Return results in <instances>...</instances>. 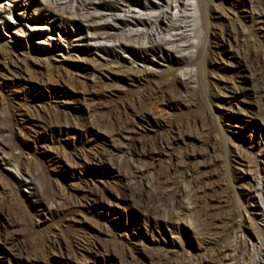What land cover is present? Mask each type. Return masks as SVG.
Masks as SVG:
<instances>
[{
  "label": "rangeland",
  "instance_id": "obj_1",
  "mask_svg": "<svg viewBox=\"0 0 264 264\" xmlns=\"http://www.w3.org/2000/svg\"><path fill=\"white\" fill-rule=\"evenodd\" d=\"M192 1L184 61L128 62L110 42L91 53L48 0H0V264L176 263L237 236L253 245L249 264H264V0ZM125 104L131 139L102 120ZM172 131L169 147L134 160V145ZM132 163L145 194L177 170L162 180L179 191L172 223L165 205L137 210ZM203 186L229 229L204 230Z\"/></svg>",
  "mask_w": 264,
  "mask_h": 264
},
{
  "label": "bare ground",
  "instance_id": "obj_2",
  "mask_svg": "<svg viewBox=\"0 0 264 264\" xmlns=\"http://www.w3.org/2000/svg\"><path fill=\"white\" fill-rule=\"evenodd\" d=\"M48 1L52 13L56 14L60 11L58 15L61 17L65 15L78 26L81 36L88 41L87 49L93 54L107 53L108 49L101 43L110 42V52L118 57L127 55L128 62L156 61L155 59L158 58H173L176 54H181L178 61L182 62L185 60L184 51L191 45V34H189L187 23H189L190 17H194L192 0ZM259 3L260 0H255L253 8ZM100 96L94 104L99 108L102 107L104 100V95ZM134 111L126 104L116 106L102 120L106 126H110L112 135L114 134L117 138L131 139L127 122H129V117L136 115L137 112ZM172 139H174V131L158 142L134 145V150L137 153L134 160L139 161L155 156L167 148ZM123 171L128 181L130 198L140 213L153 214L155 211L163 209H160L161 205H165L167 221L172 223L177 218L176 214L180 203L176 180L172 178L171 182L162 183L164 176H177L176 169H170L169 172L154 176L152 182L156 188L155 191L148 194H145L139 182L141 170L137 164L127 165ZM198 192L203 197L209 196L204 200V213L207 218L204 230L211 232L218 227L219 223L223 224L224 230L228 228V221H226L228 219L222 218L223 216L219 218L213 216L215 203L219 199L215 194L213 195L215 187L203 186ZM170 201L172 204L169 205ZM251 247L253 248V245ZM251 247L244 243L240 236H237L231 245L224 246L208 259L195 258L171 263L166 258L156 257L153 258L152 264H249L247 253Z\"/></svg>",
  "mask_w": 264,
  "mask_h": 264
}]
</instances>
